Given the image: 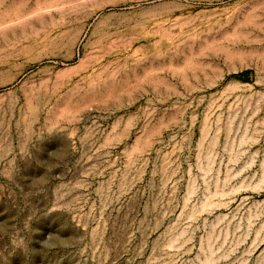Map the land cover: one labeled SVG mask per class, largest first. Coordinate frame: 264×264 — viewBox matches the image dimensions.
<instances>
[{
  "label": "rangeland",
  "instance_id": "374dc122",
  "mask_svg": "<svg viewBox=\"0 0 264 264\" xmlns=\"http://www.w3.org/2000/svg\"><path fill=\"white\" fill-rule=\"evenodd\" d=\"M0 264H264V0H0Z\"/></svg>",
  "mask_w": 264,
  "mask_h": 264
},
{
  "label": "bare ground",
  "instance_id": "6f19581e",
  "mask_svg": "<svg viewBox=\"0 0 264 264\" xmlns=\"http://www.w3.org/2000/svg\"><path fill=\"white\" fill-rule=\"evenodd\" d=\"M262 5V4H261ZM86 7H88V6H86ZM255 9V8H254Z\"/></svg>",
  "mask_w": 264,
  "mask_h": 264
}]
</instances>
